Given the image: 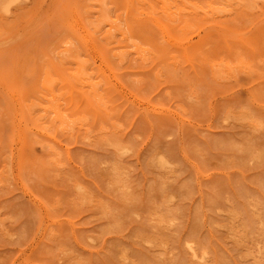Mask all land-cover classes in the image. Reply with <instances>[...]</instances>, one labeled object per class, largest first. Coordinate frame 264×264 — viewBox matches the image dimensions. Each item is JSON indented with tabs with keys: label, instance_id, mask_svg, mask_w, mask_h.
Wrapping results in <instances>:
<instances>
[{
	"label": "rangeland",
	"instance_id": "374dc122",
	"mask_svg": "<svg viewBox=\"0 0 264 264\" xmlns=\"http://www.w3.org/2000/svg\"><path fill=\"white\" fill-rule=\"evenodd\" d=\"M184 1L0 0V264H264V0Z\"/></svg>",
	"mask_w": 264,
	"mask_h": 264
},
{
	"label": "bare ground",
	"instance_id": "6f19581e",
	"mask_svg": "<svg viewBox=\"0 0 264 264\" xmlns=\"http://www.w3.org/2000/svg\"><path fill=\"white\" fill-rule=\"evenodd\" d=\"M9 1H10V0H8V2H9ZM12 1H13V0H11V2H9V3L11 4ZM17 1H18V0H17ZM183 1H184V0H183ZM254 1H255V0H254ZM254 1H253V2H254ZM103 2H105V1H103ZM110 2H111V1H109V3H110ZM168 2H169V1H168ZM184 2H185V1H184ZM186 2H187V1H186ZM263 2H264V1H263ZM9 3H8V4H9ZM152 3H154V2H152ZM179 3H180V2H179ZM191 3H193V1H192ZM259 3H260V1H259ZM259 3H258V4H259ZM8 4H7V5H8ZM170 4H172V3H170ZM193 4H195V3H193ZM196 4H197V3H196ZM255 4H257V3L255 2ZM260 4H261V3H260ZM154 5H155V3H154ZM172 5H173V4H172ZM187 5H188V4H187ZM190 5H191V4H190ZM263 5H264V4H263ZM130 6H131V5H130ZM174 6H175V5H174ZM185 6H186V5L184 4V7H185ZM257 6H258V5H257ZM260 6H261V5H260ZM172 7H173V6H172ZM182 7H183V6H182ZM105 8L107 9L106 6H105ZM134 8H135V7H134ZM249 8H250V6H249ZM254 8H255V7H254ZM257 8H258V7H257ZM91 9H92V7H91ZM115 9H116V8H115ZM152 9H153V8H152ZM169 9H170V7H169ZM186 9H187V8H186ZM194 9H195V8H194ZM206 9H207V8H206ZM211 9H212V7H211ZM211 9H209V11H210ZM213 9H214V8H213ZM213 9H212V10H213ZM225 9H226V8H225ZM127 10H128V7H127ZM171 10H173V9H171ZM188 10L191 12L190 9H188ZM198 10H199V9H198ZM215 10H216V9H214V11H215ZM260 10H262V9H260ZM260 10H258V13L261 12ZM133 11H134V10H133ZM174 11H176V10H174ZM193 11H195V10H193ZM217 11H219V10H217ZM254 11H255V9H254ZM262 11H263V10H262ZM176 12H177V11H176ZM185 12H186V11H185ZM195 12H197V11H195ZM207 12H208V11H207ZM219 12H220V11H219ZM152 13H153V11H152ZM172 13H173V12H172ZM201 13H205V14H206V11H205V12H201ZM212 13H213V11H212ZM258 13H256V15H257ZM261 13H262V12H261ZM263 13H264V11H263ZM177 14H178V13H177ZM183 14H185V13H183ZM198 14H199V13H198ZM208 14H209V12H208ZM237 14H238V13H237ZM151 15H152V14H151ZM151 15H150V16H151ZM153 15H154V14H153ZM153 15H152V17H154ZM158 15H159V14H158ZM194 15H195V17L197 16L196 14H194ZM194 15L192 14V16H194ZM215 15H216V14H215ZM217 15H218V14H217ZM239 15H240V14H239ZM239 15H238V16H239ZM156 16H157V15H156ZM176 16H177V15H175V17H176ZM183 16H185V15H183ZM192 16H191V18H192ZM204 16H205V15H204ZM209 16H210V15H209ZM213 16H214V15H213ZM253 16H254V15H253ZM257 16L260 17V15H257ZM158 17H159V16H158ZM195 17H194V19H196ZM201 17H202V16H201ZM201 17H200V20H201ZM205 17H206V16H205ZM88 18H89V17H88ZM148 18H149V17H148ZM154 18H156V17H154ZM176 18H177V17H176ZM183 18H185V17H183ZM198 18H199V17H198ZM216 18L218 19V16H217V17L215 16V19H216ZM219 18H220V20H221V17H220V16H219ZM228 18H230V17H228ZM239 18L241 19V15H240ZM152 19H153V18H152ZM157 19H158V18H157ZM159 19H163V18H159ZM187 19H188V18H187ZM192 19H193V18H192ZM202 19H203V18H202ZM240 19H239V20H240ZM253 19H254V18L250 19L251 22H252V21L254 22ZM181 20H182V18H181ZM205 20H206V19H205ZM211 20H212V17H211ZM220 20H219V21H220ZM225 20H226V19H225ZM114 21H115V20H114ZM164 21H166V20H164ZM184 21H185V20H184ZM197 21H198V19H197ZM212 21H213V20H212ZM214 21H215V20H214ZM230 21H231V20H230ZM243 21H244V20H243ZM179 22H180V21H179ZM181 22H183V20H182ZM187 22H188V20H187ZM216 22H217V21H216ZM220 22H223V21L221 20ZM239 22H241V24L243 23L242 21H239ZM249 22H250V21H249ZM114 23H115V22H114ZM138 23H139V22H138ZM138 23H137V25H138ZM214 23H215V22H214ZM214 23H213V24H214ZM229 23H230V22H229ZM141 24H142V23H141ZM144 24H145V22H144ZM147 24H148V23H147ZM176 24H179V23H176ZM188 24H189V22H188ZM197 24H198V23H197ZM225 24H226V23H225ZM232 24H233V22H232ZM243 24H244V23H243ZM243 24H242V26H244ZM252 24H253V23H252ZM83 25H84V24H83ZM142 25H143V24H142ZM145 25H146V24H145ZM145 25H143V26H145ZM171 25H172V23H171ZM253 25H254V24H253ZM84 26H86V25H84ZM120 26H121V25H120ZM148 26H149V25H148ZM180 26H181V27H180V29H181L183 25L180 24ZM232 26H233V25H232ZM236 26H237V25H236ZM239 26H240V25H238V27H239ZM242 26H241V27H242ZM183 27H185V24H184ZM220 27H221V26H220ZM241 27H240V28H241ZM246 27H247V26H246ZM246 27H245V28H246ZM248 27H249V26H248ZM248 27H247V28H248ZM250 27H251V26H250ZM136 28H137V27H136ZM150 28H152V27H150ZM177 28H179V27H177ZM206 28H207V27H206ZM209 28H210V27H209ZM221 28H222V27H221ZM243 28H244V27H243ZM256 28H257V26H256ZM134 29H135V28H134ZM146 29H149V28H146ZM182 29H184V28H182ZM135 30H137V29H135ZM138 30H139V29H138ZM211 30H213V28H212ZM254 30H255V29H254ZM256 30H257V29H256ZM81 31H82V30H81ZM145 31H146V30H145ZM179 31H180V30H179ZM179 31H178V32H179ZM182 31H185V29L182 30ZM188 31H189V30H188ZM200 31H201V30H200ZM213 31H214V30H213ZM217 31H218V30H217ZM224 31H225V30H224ZM246 31H247V29H246ZM252 31H253V30H252ZM101 32H102V31H101ZM139 32H140V34H141V31H139ZM146 32H147V31H146ZM155 32H156V30H155ZM168 32H169V31H168ZM190 32H191V31H190ZM198 32H199V31H198ZM218 32H219V31H218ZM243 32H244V31H243ZM132 33H133V32H132ZM153 33H154V30H153ZM169 33H170V32H169ZM171 33H172V32H171ZM174 33H175V32H174ZM219 33H220V32H219ZM225 33H226V32H225ZM228 33H229V32H228ZM241 33H242V32H241ZM99 34H100V33H99ZM144 34H145V33H144ZM157 34H158V33H157ZM162 34H163V33H162ZM172 34H173V33H172ZM196 34H197V33H196ZM231 34H232V33H231ZM245 34H246V33H245ZM247 34H248V32H247ZM95 35H96V34H95ZM142 35H143V34H142ZM142 35H141V36H142ZM145 35H147V34H145ZM159 35H161V34H159ZM187 35H189V34L187 33ZM187 35H186V36H187ZM213 35H215V34H213ZM217 35H218V34H217ZM217 35H216V36H217ZM220 35H221V34H220ZM237 35H238V33H237ZM239 35H240V33H239ZM261 35H262V33H261ZM263 35H264V32H263ZM96 36H97V35H96ZM141 36H140V37H141ZM147 36H148V35H147ZM147 36H146V37L144 36V37L147 38ZM168 36H170V35L168 34ZM180 36H181V35H180ZM231 36H232V35H231ZM74 37H75V36H74ZM85 37H86V36H85ZM92 37H93V36H92ZM131 37H132V36H131ZM151 37H153V35H152ZM161 37H162V36H161ZM171 37H172V36H171ZM173 37H174V35H173ZM173 37H172V38H173ZM210 37L212 38V36H210ZM229 37H230V36H229ZM233 37H234V36H233ZM233 37H232V38H233ZM241 37H243V35H242ZM259 37L261 38L262 36H259ZM135 38H137V37H135ZM155 38H156V37H155ZM167 38H168V37H167ZM217 38H218V37H217ZM223 38H224V37H223ZM230 38H231V37H230ZM112 39H113V38H112ZM160 39H161V38H160ZM160 39H159V40H160ZM170 39H171V38H170ZM173 39H174V38H173ZM179 39H180V38H179ZM234 39H235V38H234ZM75 40L77 41V39H75ZM104 40H105V39H104ZM106 40H107V39H106ZM148 40H150V39H148ZM167 40H168V39H167ZM191 40H192V39H191ZM207 40H208V39H207ZM207 40H206V41H207ZM215 40H216V39H215ZM226 40H227V39H226ZM237 40H238V39H237ZM261 40H262V39H261ZM79 41H80V40H79ZM119 41H120V40H118L117 42L120 44L121 42H119ZM143 41H144V40H143ZM156 41H157V39H156ZM160 41H163V40L161 39ZM178 41H179V40H178ZM187 41H188V40H187ZM206 41H204V42H206ZM232 41H236V40H232ZM72 42H73V41H72ZM141 42H142V41H141ZM164 42H165V41H164ZM184 42H185V40H184ZM190 42H191V41H190ZM190 42H189V43H190ZM217 42H218V41H217ZM217 42H216V43H217ZM78 43H79V42H78ZM80 43H81V42H80ZM124 43H125V41H124ZM143 43H144V42H143ZM153 43H154V42H153ZM156 43H157V42H156ZM161 43H162V42H161ZM173 43H174V42H173ZM185 43H186V42H185ZM187 43H188V42H187ZM223 43H224V42H223ZM81 44H82V43H81ZM116 44H117V43H116ZM121 44H122V43H121ZM167 44H168V43H167ZM170 44H171V43H170ZM182 44H183V43H182ZM203 44H204V43H203ZM203 44H202V45H203ZM220 44H221V43H220ZM261 44H262V42H261ZM261 44H260V47H261ZM89 45H90V44H89ZM125 45H126V44H125ZM127 45H128V44H127ZM152 45H154V44H151V46H152ZM174 45H175V44H174ZM178 45H179V44H178ZM180 45H181V44H180ZM180 45H179V46H180ZM189 45H190V44H189ZM214 45H215V44H214ZM110 46H111V45H109V47H110ZM118 46H120V45H118ZM128 46H129V45H128ZM196 46H197V45H196ZM196 46L193 47V49L196 48ZM199 46H200V45H198V48H199ZM216 46H217V45H216ZM223 46H224V44H223ZM235 46H238V47H239V45H235ZM235 46H234V47H235ZM255 46H256V44H255ZM255 46H254V47H255ZM97 47H98V45H97ZM111 47H112V46H111ZM129 47H130V46H129ZM154 47H155V45H154ZM156 47H157V46H156ZM159 47H160V46H159ZM181 47H182V46H181ZM185 47H186V46H185ZM187 47H188V46H187ZM240 47H241V46H240ZM254 47H253V49H254ZM168 48H170V47H168ZM189 48H190V47H188V49H189ZM191 48H192V47H191ZM214 48H215V47H214ZM216 48H217V47H216ZM218 48H219V47H218ZM224 48H225V47H224ZM224 48L221 47L220 50H223ZM256 48H257V47H256ZM75 49H76V48H75ZM112 49H113V48H112ZM154 49H155V48H153V50H154ZM240 49H241V48H240ZM257 49H259V48H257ZM92 50H93V49H92ZM168 50H169V49H168ZM185 50H186V48H184V51H185ZM212 50H214V49H212ZM217 50H218V49H216V51H217ZM233 50H235V49L233 48ZM106 51H107V50H106ZM159 51H160V48H159ZM181 51L183 52V50H181ZM224 51H225V50H224ZM93 52H94V51H93ZM174 52H175V51H173L172 53H174ZM186 52H187V51H186ZM188 52H191V53H192V51H188ZM188 52H187V53H188ZM219 52H220V51H219ZM219 52L216 53V54H218L217 57H215V58H217V60H218ZM234 52H235V51H234ZM234 52H233V54H234ZM251 52H253V51H251ZM87 53H88V52H87ZM87 53H86V55H87ZM99 53H100V52H99ZM105 53H106V52H105ZM105 53H103V54H105ZM170 53H171V52H169V55H171ZM177 53H178V52H177ZM213 53H214V52H213ZM224 53L227 54L228 52L226 51V52H224ZM249 53H250V51H249ZM249 53H248V54H249ZM84 54H85V52H84ZM178 54H179V53H178ZM214 54H215V53H214ZM216 54H215V55H216ZM235 54H236V53H235ZM244 54H245V51H244ZM172 55H173V54H172ZM174 55H175V54H174ZM183 55H184V53H183ZM194 55H195V54H194ZM227 55H228V54H227ZM227 55H226V57H227ZM253 55H254V54H253ZM105 56L107 57V53H106ZM162 56H164V55H162ZM177 56H178V55H177ZM195 56H196V55H195ZM213 56H214V55H213ZM87 57H89V56H87ZM160 57H161V56H160ZM179 57H180V56H179ZM183 57H184V56H183ZM236 57H237V56H236ZM236 57H235V58H236ZM85 58H86V57H85ZM130 58H131V57H130ZM130 58H129V59H130ZM173 58H174V57H173ZM197 58H199V56H198ZM233 58H234V56H233ZM237 58H238V57H237ZM158 59L161 60L162 57H161V59H160V58H158ZM158 59H157V60H158ZM163 59H164V58H163ZM167 59H168V58H167ZM171 59H172V58H171ZM185 59H186V58H185ZM202 59H203V58H202ZM229 59H230V56H229ZM81 60H82V58H81ZM89 60H90V59H89ZM95 60H96V59H95ZM97 60H98V59H97ZM130 60H131V59H130ZM157 60L155 59V60H152V61H157ZM165 60H166V59H165ZM188 60H189V59H188ZM230 60H231V59H230ZM85 61H87V60L85 59ZM145 61H147V60H145ZM145 61L142 62V63H143V64L146 63ZM161 61H163V60H161ZM170 61H171V60H170ZM196 61L198 62V60H196ZM232 61H233V60H232ZM234 61H235V60H234ZM112 62H113V61H112ZM147 62H148V61H147ZM158 62H160V61H158ZM181 62H182V61H181ZM186 62H187V60H186ZM83 63H84V61H83ZM88 63H89V62H88ZM95 63H96V62H95ZM130 63H131V62H130ZM136 63H138V62H136ZM150 63H151V64H149V65L152 66V65H153L152 62H150ZM55 64H57V62H56ZM85 64H87V63H85ZM98 64H99V63H98ZM111 64H112V63H111ZM128 64H129V62L127 63V65H128ZM146 64H147V63H146ZM146 64H145V65H146ZM158 64H159V63H158ZM189 64H190V62H189ZM191 64H192V63H191ZM199 64H200V63H199ZM52 65H53V64H52ZM90 65H92V63H91ZM107 65H108V64H107ZM192 65H194V63H193ZM204 65H205V64H204ZM230 65H231V64H230ZM42 66H43V65H42ZM42 66H41V67H42ZM57 66H58V65H57ZM66 66H68V65H66ZM94 66H95V65H94ZM108 66H109V65H108ZM136 66H137V65H136ZM140 66H141V65H140ZM181 66H182V65H181ZM50 67H52V66H50ZM84 67H88V66H84ZM123 67H126V66H123ZM127 67H128V66H127ZM129 67H130V65H129ZM148 67H149V66H148ZM160 67H161V66H160ZM231 67H232V66H231ZM52 68L54 69V66H53ZM63 68H64V66H63ZM65 68H66V67H65ZM65 68H64V69H65ZM134 68H135V67H134ZM144 68H147V65H146V67H144ZM153 68H156V67H153ZM161 68H162V67H161ZM41 69H42V68H41ZM53 69H52V70H53ZM84 69H85V68H84ZM87 69H88V68H87ZM122 69H123V68H122ZM132 69H133V68H132ZM181 69H182V67H181ZM92 70H93V69H92ZM124 70H125V69H124ZM124 70H123V71H124ZM126 70H127V69H126ZM119 71L121 72V69H120ZM127 71H128V70H127ZM127 71H126L125 73H129V72H127ZM132 71H133V70H132ZM153 71L156 72V70H154V69H153ZM162 71L164 72V70H162ZM178 71H179V70H178ZM85 72H87V71H85ZM141 72L143 73V70H142ZM151 72H152V71H151ZM151 72H150V73H151ZM157 72H158V71H157ZM40 73H41V72H40ZM108 73H109V72H108ZM139 73H140V72H139ZM164 73H166V72H164ZM41 74H42V73H41ZM41 74H40V75H41ZM131 74H132V73H131ZM137 74H138V73H137ZM137 74H136L137 77L140 76V75H143V74H140V75H137ZM156 74H157V73H156ZM167 74H168V73H167ZM173 74H174V73H173ZM180 74H181V73H180ZM184 74H185V73H184ZM54 75H55V74H54ZM129 75H130V74H129ZM133 75H134V73H133ZM41 76H42V75H41ZM41 76H40V77H41ZM152 76H154V75H152ZM185 76H186V75H185ZM38 77H39V76H38ZM134 77H135V75H134ZM154 77H155V76H154ZM154 77H153V79H154ZM182 77H183V74H182ZM182 77H181V78H182ZM157 78H158V77H157ZM161 78H162V77H161ZM161 78H160V80H161ZM164 78H165V77H164ZM172 79H173V78H172ZM177 79H178V78H177ZM179 79H180V78H179ZM183 79H185V78H183ZM183 79H181V80H182V81H185V80H187L188 78H186L185 80H183ZM37 80H38V78H37ZM134 80H135V79H134ZM154 80H156V79H154ZM160 80H159V81H160ZM164 80H165V79H164ZM167 80H168V78H167ZM170 80H171V79H170ZM174 80H175V79H174ZM174 80H173V81H174ZM113 81H114V80H113ZM182 81H181V82H182ZM190 81H191V80H190ZM62 82L64 83L63 80H62ZM62 82H61V83H62ZM78 82H79V81H78ZM155 82H156V81H154L153 83H155ZM157 82H158V80H157ZM165 82H168V81H165ZM170 82H171V81H170ZM175 82H176V81H175ZM185 82H186V81H185ZM188 82H189V81H188ZM5 83H7V82H5ZM36 83H37V82H36ZM136 83H137V82H136ZM158 83H159V82H158ZM163 83H164V82H163ZM163 83H162V84H163ZM168 83H169V82H168ZM179 83H180V82H179ZM24 84H25V82H24ZM141 84H142V83H141ZM155 84H156V83H155ZM160 84H161V83H160ZM184 84H185V83H184ZM6 85H7V84H6ZM22 85H23V84H22ZM61 85H62V84H60V86H61ZM64 85H65V83H64ZM66 85H67V84H66ZM72 85H74V84H72ZM147 85H148V84H147ZM188 85H189V83H188ZM8 86H9V85H8ZM62 86H63V85H62ZM139 86H140V85H139ZM139 86H138V87H139ZM73 87H74L73 89H75V85H74ZM76 87L79 88L78 86H76ZM105 87H107V86H105ZM118 87H119V86H118ZM186 87H187V86H186ZM9 88H10V87H9ZM21 88H22V87H21ZM28 88H29V87H28ZM68 88H69V86H68ZM109 88H110V87H109ZM129 88H131V86H130ZM129 88H127V89H129ZM135 88L137 89V87H135ZM189 88H190V87H189ZM79 89H80V88H79ZM84 89L86 90V88H84ZM131 89H133V88H131ZM145 89H146V88H144V90H145ZM22 90H23V92L25 91L24 89H22ZM26 90H27V92L29 93L31 89L29 88V91H28V89H26ZM36 90H37V89H36ZM80 90H81V89H80ZM82 90H83V89H82ZM140 90H141V89H140ZM187 90H189V89H187ZM192 90H193V89H192ZM194 90H195V89H194ZM38 91H39V89H38ZM40 91H41V90H40ZM40 91H39V92H40ZM128 91H129V90H128ZM141 91H142V90H141ZM152 91H153V90H152ZM152 91H151V94H153ZM171 91H172V90H171ZM23 92H22V94H23ZM27 92H26V93H27ZM31 92H32V91H31ZM77 92H78V91H77ZM77 92H76V93H77ZM129 92L132 93L131 91H129ZM142 92H143V91H142ZM184 92H185V91H184ZM191 92H192V91H191ZM191 92H190V93H191ZM3 93H4V92H3ZM20 93H21V92H20ZM26 93L24 92L25 95H26ZM45 93H46V92H45ZM76 93L74 92V94H76ZM80 93H83V92L81 91V92H79V93H77V94H80ZM140 93H141V92H140ZM175 93H176V92H175ZM177 93H178V92H177ZM177 93H176V94H177ZM9 94H10V93H9ZM24 94H23V95H24ZM43 94H44V93H43ZM68 94H69V93H68ZM136 94H137V93H136ZM25 95H24V96H25ZM27 95H28V94H27ZM27 95H26V96H27ZM32 95H33V94H32ZM46 95H48V94H46ZM71 95H72V94H71ZM138 95H140V94L138 93ZM26 96L24 97L25 99H26ZM33 96H34V95H33ZM35 96H36V94H35ZM11 97H12V96H11ZM21 97H23V96H21ZM21 97H20V98H21ZM37 97H38V96H37ZM35 98H36V97H35ZM46 98H47V97H46ZM71 98H73V97H71ZM87 98H88V96H87ZM38 100H39V99H38ZM41 100H42V99H41ZM82 100H84V99H82ZM42 101H43V100H42ZM65 101H66V100H65ZM69 101H70V100H69ZM69 101H68V102H69ZM84 101H85V100H84ZM26 102H27V101H26ZM40 102H41V101H40ZM73 102H74V100L72 101V103H73ZM77 102H78V101H77ZM77 102H76V103H77ZM27 103H28V102H27ZM44 103H45V102H44ZM76 103H75V104H76ZM78 103H79V102H78ZM56 104H57V103H56ZM58 104H60V102H59ZM69 104H70V103H69ZM69 104H68V106H70ZM73 104H74V103H73ZM75 104H74L73 106H75ZM84 104H85V103H84ZM114 104L116 105L117 103H114ZM54 105H55V103H54ZM54 105H53V106H54ZM77 105H78V104H77ZM112 105H113V104H112ZM155 105L157 106V102H156ZM155 105H154V106H155ZM53 106H52V107H53ZM160 106H161V105H160ZM163 106H164V105H163ZM42 107H43V106H42ZM58 107H59V106H58ZM65 107H67V106H65ZM79 107H81V106H79ZM108 107H109V106H108ZM116 107H117V106H115V108H116ZM161 107H162V106H161ZM233 107H234V106H232V108H233ZM246 107H247V106H246ZM33 108H35V107H33ZM45 108H46V107H45ZM47 108H48V107H47ZM49 108H50V107H49ZM55 108H56V106H55ZM60 108H61V107H60ZM95 108H96V107H94V109H95ZM115 108H114V109H115ZM156 108H157V107H156ZM227 108L231 109L230 107H227ZM243 108H244V106H243ZM50 109H51V108H50ZM50 109H49V110H50ZM63 109H64V108H63ZM63 109H62V110H63ZM71 109H75V107H74V108H71ZM87 109H88V108H87ZM89 109H90V108H89ZM103 109H104V108H103ZM103 109H101V112H102ZM118 109H119V108H118ZM229 109H228V112H229ZM234 109H235V108H234ZM246 109H247V108H246ZM36 110H37V109H36ZM56 110H58V108H57ZM62 110L59 109V111H62ZM64 110H65V109H64ZM66 110H67V109H66ZM90 110H91V109H90ZM90 110H89V112H90ZM98 110H99V109H98ZM107 110H108V108H107ZM157 110H158V109H157ZM180 110H181V109H180ZM25 111H26V110H25ZM79 111H80V110H79ZM85 111H86V110H85ZM95 111H96V110H95ZM111 111H113V110H111ZM119 111H120V110H119ZM155 111H156V110H155ZM32 112H33V111H32ZM71 112H72V111H71ZM76 112H77V111H76ZM76 112H75V113H76ZM87 112H88V111H87ZM92 112H93V111H92ZM108 112H109V111H108ZM178 112H179V111H178ZM181 112H182V111H181ZM234 112H235V110H234ZM234 112H231V110H230V113H234ZM236 112H239V111H236ZM244 112H245V111H244ZM102 113H103V112H102ZM104 113H105V112H104ZM104 113H103V115H104ZM109 113H110V112H109ZM118 113H119V112H118ZM179 113H180V112H179ZM224 113H225V112H224ZM34 114H35V113H34ZM39 114H40V113H39ZM62 114H63V113H61V115H62ZM89 114L92 115L91 112H90ZM181 114H182V113H181ZM240 114H241V113H240ZM65 115H66V114H65ZM65 115H64V117H67V115H66V116H65ZM69 115H70V114H69ZM72 115H74V113H73ZM109 115L111 116L112 114H109ZM241 115H243V114H241ZM35 116H39V115L36 114ZM35 116H34V117H35ZM45 116H46V115H45ZM116 116H117V115H116ZM182 116H183V114H182ZM244 116H245V115H244ZM49 117H51V116H49ZM60 117H61V116H60ZM68 117H69V116H68ZM86 117H87V116H86ZM101 117H102V116H101ZM111 117H112V116H111ZM111 117H110V119H113V118H111ZM240 117H242V116H240ZM45 118H46V117H45ZM71 118H72V117H71ZM88 118H89V117H88ZM90 118H91V117H90ZM98 118H99V117H98ZM102 118H103V117H102ZM102 118H100V119L102 120ZM32 119H33V118H32ZM47 119H48V118H47ZM47 119H46V121H45L46 123H48V122H47ZM66 119H67V118H66ZM72 119H73V118H72ZM100 119H99V120H100ZM119 119H121V118H119ZM255 119H256V118H255ZM49 120H50V119H49ZM70 120H71V119H70ZM99 120H98V121H99ZM105 120H106V119H105ZM107 120H108V119H107ZM113 120H114V119H113ZM113 120H112V121H113ZM115 120H116V119H115ZM122 120H123V119H122ZM235 120H238V119L236 118ZM239 120H240V119H239ZM39 121H40V120H39ZM65 121H66V120H65ZM103 121H104V119H103ZM108 121H109V120H108ZM116 121H118V120H116ZM240 121H241V120H240ZM243 121H244V120H243ZM32 122H33V121H32ZM35 122H36V121H35ZM37 122H38V121H37ZM71 122H72V121H71ZM237 122H238V121H237ZM97 123H98V122H97ZM103 123H106V122H103ZM235 123H236V122H235ZM238 123H239V122H238ZM238 123H236V124H238ZM242 123H243V122H242ZM88 124H90V123H88ZM109 124H110V122H109ZM117 124L119 125V121H118ZM122 124H123V123H122ZM43 125H44V124H43ZM46 125L48 126L49 124H46ZM113 125H114V124H113ZM120 125H121V124H120ZM33 126H34V125H33ZM36 126L38 127V125H36ZM56 126H57V128H58V124H57ZM56 126H55V127H56ZM83 126H84V125L82 124V127H83ZM97 126H98V125H97ZM106 126H107V123H106ZM110 126H111V125H110ZM49 127H50V126H49ZM79 127H80V126H79ZM32 128H33V127H32ZM34 128H35V127H34ZM45 128H46V127H45ZM84 128H85V127H84ZM88 128H89V127H88ZM88 128H87V129H88ZM111 128H112V127H111ZM48 129L51 130V128H48ZM54 129H55V128H54ZM93 129H94V128H93ZM96 129H98V128H96ZM39 131H40V130H39ZM42 131H43V130H42ZM2 132H3V131H2ZM118 132H120V131L118 130L116 133H118ZM49 133H50V131H49ZM38 134H39V133H37V135H38ZM40 134H41V133H40ZM255 134H256V133H255ZM19 135H20V134H19ZM42 135H43V133H42ZM45 135H46V133H45ZM50 135L53 136L54 134H51V133H50ZM57 135H58V133H57ZM67 135H68V134H67ZM28 136H29V134H28ZM31 136H32V134H31ZM38 136H40V135H38ZM109 136H110V135H109ZM119 136H120V135H119ZM121 136H122V135H121ZM121 136H120V137H121ZM253 136H254V135H253ZM25 137L27 138V136H25ZM40 137H42V136H40ZM44 137H45V136H44ZM44 137L41 138V139L44 140V139L47 138V137H46V138H44ZM48 137H49V136H48ZM53 137H54V136H53ZM53 137H52V138H53ZM59 137H60V136H59ZM61 137H62V136H61ZM112 137H113V136H112ZM120 137H118V139H119ZM28 138H30V137H28ZM56 138H58V137L56 136ZM104 138H106V137H104ZM113 138H114V137H113ZM32 139H34V138H32ZM121 139H122V142H123V138H121ZM124 139H125V138H124ZM254 139H255V140H254ZM254 139H253V141H256V138H254ZM3 140H4V139H3ZM26 140H27V139H26ZM35 140H37V139H35ZM46 140H47V139H46ZM46 140H45V141H46ZM63 140H64V139H63ZM119 140H120V139H119ZM107 141H108V140H107ZM23 142H24V141H23ZM28 142H29V141H28ZM37 142H38V141H37ZM58 142H59V141H58ZM124 142H125V140H124ZM231 142H232V141H231ZM6 143H7V142L5 141V145H6ZM25 143H26V141H25ZM25 143H24V144H25ZM53 143H54V142H53ZM59 143H60V142H59ZM260 143H261V141H259L258 144H260ZM24 144H23V145H24ZM32 144H33V143H32ZM34 144H35V143H34ZM42 144H43V143H42ZM55 144H57V143L55 142ZM230 144H231V143H230ZM256 144H257V141H256ZM101 145H102V143H101ZM127 145H128V144H127ZM132 145H133V144H132ZM132 145H130V146H132ZM262 145H264V141H263ZM8 146H9V145H8ZM45 146H46V144H45ZM104 146H105V144H104ZM256 146H257V145H256ZM258 146H259V145H258ZM10 147H11V146H10ZM10 147H9V148H10ZM57 147H58V146H57ZM106 147H107V146H106ZM116 147H117V146H116ZM116 147H114V148H116ZM124 147H125V146H124ZM226 147H227V146H226ZM230 147H231V146H230ZM1 148L4 149V147H1ZM46 148H47V146H46ZM49 148H50V147H49ZM52 148H53V147H52ZM256 148H258V147H256ZM23 149H24V148H23ZM23 149H22V150H23ZM108 149H109V148H108ZM119 149H120V148H119ZM119 149H118V150H119ZM237 149H238V147H237ZM20 150H21V149H20ZM52 150H53V149H52ZM55 150H56V149H55ZM58 150H59V149H58ZM114 150H115V149H114ZM129 150H130V149H129ZM160 150H161V149H160ZM255 150H256V149H255ZM257 150H258V149H257ZM2 151H3V150H2ZM11 151H12V150H11ZM132 151H133V149H131V152H132ZM23 152H24V150H23ZM23 152L21 153V155H23ZM116 152H118V151H116ZM131 152H130V153H131ZM133 152H134V151H133ZM153 152H154V151H153ZM159 152L161 153V151H159ZM112 153H113V152H112ZM119 153H120V152H119ZM119 153H118V154H119ZM157 153H158V152H156V154H157ZM19 154H20V153H19ZM128 154H129V153H128ZM14 155H15V154H14ZM162 155L164 156L165 154L162 153ZM259 155H260V153H259ZM24 156H25V152H24ZM24 156H23V157H24ZM61 156H62V155H61ZM155 156H156V155H155ZM166 156H167V155H166ZM17 157H18V156H17ZM120 157H121V156H120ZM256 157H257V156H256ZM24 158H25V157H24ZM121 158H122V157H121ZM154 158H155V157H154ZM165 158H166V157H165ZM167 158H168V157H167ZM16 159H17V161H18V160H19V157L16 158ZM16 159H15V160H16ZM22 159H23V158H22ZM92 159H93V158H92ZM259 159H260V158H259ZM20 160H21V159H20ZM62 160H63V157H62ZM98 160H100V159H98ZM153 160H154V159H153ZM159 160H160V159H159ZM90 161H91V160H90ZM151 161H152V160H151ZM161 161H162V160H161ZM20 162H21V164H22V166H23V160L20 161ZM20 162H19V164H20ZM92 162H94V161H92ZM113 162L115 163L116 161L113 160ZM120 162H121V161H120ZM152 162H153V161H152ZM14 163H15V162H14ZM94 163H95V162H94ZM96 163H97V162H96ZM101 163H102V162H101ZM109 163H110V161H109ZM109 163H108V164H109ZM163 163H165V162L163 161ZM0 164H1V162H0ZM24 164H25V162H24ZM26 164H27V163H26ZM105 164H106V163H105ZM106 165H107V164H106ZM110 165H111V164H110ZM17 166H18V165H17ZM22 166H21V167H22ZM103 166H104V164H103ZM114 166H116V165H114ZM0 167H1V166H0ZM8 167H9V166H8ZM21 167H20V168H21ZM65 167H67V166H65ZM104 168H105V167H104ZM110 168H111V167H110ZM121 168H122V167H121ZM163 168H164V167H163ZM18 169H19V167H18ZM107 169H108V168H107ZM107 169H106V170H107ZM122 169H123V168H122ZM165 169H166V168H165ZM169 169H170V168H169ZM67 170H68V169H67ZM103 170H104V169H103ZM112 170H113V169H112ZM115 170H116V169H115ZM10 171H12V170H10ZM15 171H16V170H15ZM18 171H19V170H18ZM20 171H21V170H20ZM113 171H114V170H113ZM164 171H165V170H164ZM167 171H168V170H167ZM108 172H109V171H108ZM117 172H118V171H117ZM14 173H15V172H14ZM20 173H22V172H20ZM126 173H128V172H126ZM123 174H124V173H123ZM19 175H21V174H19ZM73 175H74V174H73ZM121 175H122V173H120V176H121ZM125 175H126V174H125ZM21 176H22V175H21ZM21 176H20V177H21ZM111 176H112V174H111ZM127 176H129V173H128ZM111 178H112V177H111ZM125 178H126V177H125ZM129 178H130V177H129ZM116 179H117V178H116ZM122 180H123V179L121 178V181H122ZM124 180H125V179H124ZM126 180H127V179H126ZM114 181H115V180H114ZM118 181H120V180H118ZM118 181H117V182H118ZM17 182H18V181H17ZM117 182H116V183H117ZM127 182H128V180H127ZM127 182H126V183H127ZM124 183H125V182H124ZM119 184H120V183H119ZM30 185H32V184H30ZM121 186H122V185H121ZM121 186H120V187H121ZM26 187H27V186H26ZM31 187H32V186H31ZM31 187H30V188H31ZM130 187H131V185H130ZM0 188H1V187H0ZM33 188L36 189L35 187H33ZM33 188H32V189H33ZM76 188H77V187H76ZM81 188H82V187H81ZM81 188H80V187L78 188L79 191H80ZM122 188H123V187H122ZM124 188H125V185H124ZM126 188H127V187H126ZM32 189H31V190H32ZM131 189H132V187H131ZM36 190H37V189H36ZM33 191H34V190H32V192H33ZM121 191H123V190L121 189ZM30 192H31V191H30ZM81 192H82V191H81ZM117 192H118V191H117ZM175 194H176V193H175ZM178 194H179V192H178L176 195H178ZM122 195H123V194H122ZM124 195H125V194H124ZM33 196H34V195H33ZM41 196H42V195H41ZM86 196H87V195H86ZM120 197H121V196H120ZM125 197H126V195H125ZM179 197H180V196H179ZM41 198H42V197H41ZM121 198H122V197H121ZM155 198H156V197H155ZM177 198H178V196H177ZM177 198H176V199H177ZM37 199H38V198H37ZM127 199H128V198H127ZM127 199H126V200H127ZM133 199H134V198H133ZM171 199H172V198H171ZM254 199H255V198H254ZM39 200H40V199H39ZM122 200H123V199H122ZM124 200H125V199H124ZM177 200H178V199H177ZM258 200H259V199H258ZM42 201H43V200H42ZM42 201H40V202H42ZM137 201H138V200H137ZM228 201H229V200H228ZM252 201H253V200H252ZM129 202H130V201H129ZM129 202H128V203H129ZM131 202H132V201H131ZM154 202H155V201H154ZM230 202H231V200H230ZM254 202H255V201H253V203H254ZM260 202H261V201H260ZM42 203H43V202H42ZM91 204H92V203H91ZM123 204H124V202H123ZM132 204H133V202H132ZM231 204H233V203L231 202ZM255 204H256V203H255ZM258 204H259V203H258ZM128 205H129V204H128ZM259 205H260V204H259ZM133 206H134V205H133ZM136 206H137V205H136ZM172 206H173V205H172ZM176 206H177V205H176ZM0 207H1V206H0ZM130 208H131V210L133 209L132 206H131ZM136 208H137V207H136ZM140 208H141V207H140ZM148 208H149V207H148ZM169 208H170V207H169ZM172 208H173V207H172ZM178 208H179V207H178ZM123 209H124V208H122V210H123ZM126 209H127V208H126ZM173 209H175V206H174ZM173 209H172V211H173ZM64 210H65V209H64ZM127 210H128V209H127ZM145 210H146V209H145ZM148 210H149V209H148ZM175 210L177 211V209H175ZM178 210H179V209H178ZM230 210H231V208H230ZM230 210H229V211H230ZM234 210H236V209L234 208ZM118 211H119V209H118ZM164 211H165V210H164ZM169 211H170V210H168V212H169ZM229 211L227 210L226 213L229 212ZM236 211H237V210H236ZM236 211H233V212L236 213ZM238 211H239V210H238ZM238 211H237V213H238ZM259 211H260V209H259ZM62 212H63V211H62ZM121 212H122V211H121ZM127 212L132 213V211H130V210L127 211ZM146 212H148V211H146ZM230 212H231V211H230ZM0 213H3V212H0ZM144 213H145V212H144ZM148 213H149V215L153 214V213H150V212H148ZM170 213H171V212H170ZM226 213H225V214H226ZM123 214H124V213H123ZM134 214H135V213H134ZM173 214H174V213H173ZM231 214L233 215L232 212H231ZM1 215H2V214H1ZM4 215H6V213H4ZM136 215H137V214H136ZM138 215H141V213L138 214ZM178 215H179V214H178ZM240 215H241V214H240ZM152 216H153V215H152ZM257 216H258V215H257ZM3 217H4V216H3ZM5 217H6V216H5ZM7 217H8V216H7ZM59 217H60V216H59ZM59 217H58V218H59ZM156 217H157V216H156ZM162 217H163V216H162ZM229 217H231V215H229ZM136 218H137V217H136ZM143 218H144V217H143ZM145 218H146V216H145ZM147 218H148V217H147ZM226 218H228V217H226ZM229 219H230V218H229ZM233 219H234V217H233ZM6 220L8 221V219H6ZM146 220H147V219H146ZM227 220H228V219H227ZM14 221H15V220H14ZM147 221H148V220H147ZM152 221H153V219H152ZM169 221H170V220H169ZM235 221H236V219H235ZM244 221H245V220H244ZM223 222H225V220H224ZM226 222H227V221H226ZM149 223H150V222H149ZM155 223H156V222H155ZM216 223H217V222H216ZM219 223H220V222H218V224H219ZM231 223H233V221H232ZM239 223H240V222H239ZM153 224H154V223H153ZM171 224H172V223H171ZM218 224H217V225H218ZM221 224H222V222H221ZM3 225H4V224H3ZM10 225H11V224H10ZM150 225H152V222L150 223ZM154 225H155V224H154ZM175 225H177V224H175ZM224 225H226V224H224ZM224 225H223V226H224ZM253 225H254V224H253ZM7 226L9 227V225H7ZM158 226H159V225H158ZM214 226H215V224H214ZM220 226H222V225H220ZM223 226H222V227H223ZM248 226H249V225H248ZM5 227H6V225H5ZM167 227H168V226H167ZM215 227H216V226H215ZM215 227H214V228H215ZM218 227H219V226H218ZM0 228H1V227H0ZM152 228H154V227H152ZM156 228H157V227H155V229H156ZM160 228H161V227H160ZM216 228H217V227H216ZM225 228H227V226H226ZM225 228H223V229H225ZM242 228H243V227H242ZM260 228H261V227H260ZM218 229H219V228H218ZM227 229H228V228H227ZM230 229L233 230L231 227H230ZM262 229H263V228H262ZM2 230H3V229H2ZM39 230H40V229H39ZM152 230H153V229H152ZM157 230H158V229H157ZM145 231H146V229H145ZM145 231H142V232H143L144 234H146L147 232L145 233ZM155 231H156V230H155ZM158 231H160V230H158ZM171 231L173 232V230H171ZM171 231H169V232H171ZM222 231H223V230H222ZM239 231H240V230H239ZM86 232H87V231H86ZM142 232L140 233L141 235L143 234ZM151 232H152V231H151ZM156 232H157V231H156ZM156 232L153 231V236L155 235ZM160 232H161V231H160ZM237 232H238V231H237ZM39 233H41V231H40ZM137 233H138V232H137ZM161 233H162V232H161ZM83 234H84V233H83ZM140 234H139V235H140ZM159 234H160V233H158V234H156V235L159 236ZM167 234H168V233H167ZM251 234H252V232H251ZM51 235L53 236L52 233H51ZM77 235H78V234H77ZM85 235H86V234H85ZM147 235H148V234H147ZM147 235H146V236H147ZM150 235H151V234H150ZM150 235H149V236H150ZM172 235H173V234H172ZM246 235H247V234H246ZM48 236H49V235H48ZM48 236H47V237H48ZM57 236H58V235H57ZM83 236H84V235H82V237H83ZM86 236H87V235H86ZM137 236H138V235H137ZM144 236H145V235H144ZM153 236H152V237H153ZM160 236H161V237L163 236V238H164V234H163V235L160 234ZM243 236H244V235H243ZM252 236H253V235H252ZM38 237H39V236H38ZM54 237H55V236H54ZM141 237H142V236H141ZM152 237L150 236V237H149V240H150V238H152ZM154 237H155V236H154ZM167 237H168V236H167ZM260 237H261V236H260ZM4 238H5V237H4ZM15 238H16V236H15ZM58 238H59V237H58ZM58 238H57V240H58ZM78 238H79V237H78ZM143 238L146 239V241H147V238H146V237H142V239H143ZM262 238H263V237H262ZM10 239H11V238H10ZM64 239H65V238H64ZM74 239H75V238H74ZM86 239H87V238H86ZM138 239H139V238H138ZM154 239H155V238H154ZM164 239H165V240H168V238L166 239V236H165ZM191 239H192V238H191ZM238 239H239V238H238ZM242 239H243V238H242ZM81 240H82V242H83L84 237H83V239H81ZM161 240H162V239H161ZM229 240H230V239H229ZM233 240H234V239H233ZM236 240H237V239H236ZM253 240H254V239H253ZM253 240H252V241H253ZM255 240H256V239H255ZM58 241H59V240H58ZM74 241H75V240H74ZM85 241H87V240H85ZM138 241H139V240H138ZM169 241H170V240H169ZM61 242H62V241H61ZM64 242H65V241H64ZM82 242H81V243H82ZM87 242H88V241H87ZM91 242H92V241H91ZM257 242H260V241H257ZM257 242H256V243H257ZM55 243H56V242H55ZM55 243L53 242V245H54ZM68 243H69V242H68ZM75 243H76V241H75ZM151 243H152V242H151ZM156 243H157V241H156ZM243 243H244V242H243ZM66 244H67V243H65V245H66ZM149 244H150V243H149ZM169 244H170V243H169ZM186 244H187L188 247H189V245H191L192 243H191V244H190V243H186ZM194 244H196V243H194ZM247 244H248V243H247ZM259 244H261V243H259ZM55 245H56V244H55ZM60 245H61V244H60ZM65 245H63V247H64ZM70 245H71V244H70ZM70 245L68 244V247H69ZM147 245H148V244H147ZM211 245H212V244H211ZM254 245H256V244L254 243ZM263 245H264V244H263ZM155 246H156V245H155ZM163 246H164L165 248L167 247V246H165V245H163ZM191 246H193V245H191ZM47 247H48V246H47ZM53 247H54V246H53ZM57 247H58V246H57ZM65 247H66V246H65ZM71 247H72V246H71ZM152 247H153V245H152ZM196 247H197V246H196ZM242 247H243V246H242ZM259 247H261V246H259ZM49 248H50V247H49ZM45 249H46V247H45ZM58 249H59V248H58ZM155 249H156V248H155ZM157 249H158V248H157ZM159 249H161V248H159ZM159 249H158V250H159ZM163 249H164V248H163ZM196 249L199 250L198 248H196ZM243 249H244V248H243ZM41 250H42V249H41ZM41 250H40V251H41ZM50 250H51V249H50ZM61 250H62V249H61ZM63 250H64V249H63ZM75 250H76V249H75ZM165 250H167V248H166ZM172 250H174V249H172ZM206 250H207V249H206ZM249 250H251V249H249ZM45 251H46V250H45ZM53 251H54V249H53ZM59 251H60V250H58V252H59ZM127 251H128V250H127ZM49 252H51V251H49ZM72 252H73V250H72ZM176 252H177V251H176ZM252 252H253V251H252ZM46 253H47V252H46ZM46 253H44V254H46ZM52 253H55V252H52ZM66 253H67V251H66ZM158 253H159V252H158ZM171 253H173V252H171ZM171 253H170V255H172ZM249 253H251V252H249ZM261 253H262V251H261ZM39 254H40V253H39ZM56 254H57V253H56ZM164 254H165V253H164ZM191 254H192V253H191ZM191 254H190V255H191ZM199 254H200V253H199ZM199 254H197V255L199 256ZM244 254H245V253H244ZM246 255H247V254H246ZM246 255H245V256H246ZM248 255H249V254H248ZM248 255H247V257H248ZM257 255H258V254H257ZM71 256H72V254H71ZM157 256H158V255H157ZM162 256H163V255H162ZM194 256H196V253H194ZM243 256H244V255H243ZM245 256H244V257H245ZM259 256H260V255H259ZM48 257H49V254H48ZM64 257H65V256H64ZM80 257H81V256H80ZM119 257H120V256H119ZM164 257H166V256H164ZM164 257H163V259H164ZM170 257H171V256H170ZM249 257H250V256H249ZM46 258H47V256H46ZM50 258H51V256H50ZM54 258H55V257H54ZM56 258H57V257H56ZM65 258H66V257H65ZM74 258H75V255H74ZM74 258H73V259H74ZM77 258H78V257H77ZM157 258H158V257H157ZM192 258H193V256H192ZM194 258H195V257H194ZM242 258H243V257H242ZM255 258H256V257H255ZM51 259H53V258H51ZM51 259H50V260H51ZM71 259H72V257H71ZM83 259H85V258H83ZM165 259H166V258H165ZM243 259H244V261H245V258H243ZM79 260H80V259H79ZM200 260H201V259H200ZM248 260H249V259H248ZM248 260H247V261H248ZM53 261H54V260H53ZM55 261H56V260H55ZM75 261H76V260H75ZM81 261H83V260H81ZM257 261H258V260H257ZM68 262H69V261H68ZM77 262H78V261H77ZM160 262H161V261H160ZM162 262H163V261H162ZM167 262H168V261H166V263H167ZM53 263H54V262H53ZM204 263H205V262H204ZM255 263H256V262H255ZM54 264H55V263H54ZM259 264H260V262H259Z\"/></svg>",
	"mask_w": 264,
	"mask_h": 264
}]
</instances>
